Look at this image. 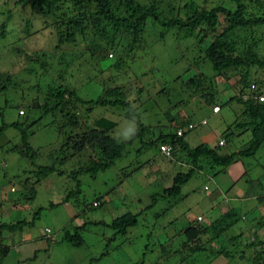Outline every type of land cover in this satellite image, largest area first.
Wrapping results in <instances>:
<instances>
[{"label":"rangeland","instance_id":"obj_1","mask_svg":"<svg viewBox=\"0 0 264 264\" xmlns=\"http://www.w3.org/2000/svg\"><path fill=\"white\" fill-rule=\"evenodd\" d=\"M30 1L0 0V73L12 74L10 79L15 82L0 91V122H19L35 152L32 159L11 151L14 146L23 147L20 130H0V222L10 225L25 221L12 231L0 230V244L7 248L0 264H264V243H258L264 241V142L254 154L236 158L223 168L213 165L208 157L199 159V169L180 185L178 194H163L174 175L191 165L178 144L174 160L160 152L163 142L159 136L175 131L178 115L188 116L180 128L188 122L195 125L183 137L190 148L208 139H215L207 143L213 146L228 130L226 124L235 113L238 116L230 123L229 138L236 143L228 140L227 145L243 150L252 138L250 131L235 128L244 120L241 109L231 107V112L224 106V113L216 116L212 107L201 101L200 92L187 83L199 72L208 77L215 72L203 55L206 43H198L194 35L184 36L175 27L164 29L149 19L139 42L133 45H129L131 36L117 33L113 52L95 47L99 40L89 27L78 30L73 41L60 43L56 40V23L65 18L37 15ZM187 1L160 0L157 11H162L167 21L184 18L190 14L189 8H183ZM193 1L206 9L235 6L231 0ZM242 2L248 13L264 15V0ZM22 19L34 21L30 33L40 31L32 38H19L30 35L21 29ZM248 35L250 40L260 39L255 50L263 57L264 24L247 29ZM16 47L28 54L37 51L41 59L31 62L24 53L16 55L11 51ZM61 55L69 60L64 83L78 97L95 100L107 90L120 87L128 96L132 116H127L129 109L124 106H95L84 114L81 128L70 133L60 114L32 107L36 98L41 101L47 85L58 82L55 75L63 65L56 63ZM41 60L44 67L48 63L46 71L41 70ZM114 62L119 64L115 67ZM242 71L227 69L214 82L219 90L231 84L235 91ZM249 71L248 79H264V71L256 66L251 65ZM103 118L105 123H114L108 130L114 139L122 142L132 133V140L110 166L92 174L85 167L98 154L93 155L89 148L75 152L68 137L87 125H100L98 120ZM204 118L207 124H201ZM238 136L244 138L243 142ZM228 146L219 147L218 152L231 150ZM49 165L54 171L36 182L34 171ZM250 184L254 190L247 192ZM240 189L245 193L239 194ZM258 195L263 197L256 198ZM229 210L235 219L223 226ZM125 212L137 214L136 224L114 235L109 224ZM198 216L206 231L190 246L197 244L202 249L189 252L188 246L181 245L185 241L183 227L197 221ZM74 231L83 240L78 246L62 238L64 232ZM252 242L255 245H250ZM219 250L227 255L214 254Z\"/></svg>","mask_w":264,"mask_h":264},{"label":"trees","instance_id":"obj_2","mask_svg":"<svg viewBox=\"0 0 264 264\" xmlns=\"http://www.w3.org/2000/svg\"><path fill=\"white\" fill-rule=\"evenodd\" d=\"M144 1L145 0H141V2L140 0H31L29 5L37 15L44 14L45 16L54 17L55 19L56 17L65 18V20L63 19L59 23H56V40L60 43L73 41L75 33L78 30L82 31L85 27H89L99 40L95 47L98 48V50L113 52L117 44L115 42L117 33H126L131 36L129 45H133L139 42L143 26L148 19L150 22L153 21L162 25L164 29L175 27L177 31H183L184 36L194 35L198 43H206V46L203 48V55L205 59L210 61L215 72L209 77L199 72L197 76L189 78L187 83L200 92V99L207 107H219V110L215 113L220 112V110L224 111V106L241 109V115H244V120L238 121L235 124V128L240 127L242 129H249L252 138L248 141L249 145L246 146L245 149H240L238 151L230 152L227 150L218 152L219 146L217 145V141L213 143V146H208L207 142H203L190 148L188 144L183 141V137L191 129L184 132L181 136L176 135V130L180 128L179 126L181 124L186 122L188 116L183 113L182 116L178 115L177 118H179V121H177L178 126L175 128V131L159 136L162 142H170L173 148L178 144V147L185 151V155L188 156L191 163L186 171L178 172L174 175L172 185L163 192L164 195L178 194L180 185L189 179L194 170L199 169V159L208 157L213 165L223 168L230 165L236 158L254 154L257 148L264 142V111L262 106L250 97L246 100H243L241 97L242 94L248 92L250 83L256 84L259 89L264 91L263 77H255L253 80L248 79L249 76H251V74H249L251 65L256 66L260 71H264V56L259 57L255 50L260 39L251 38L250 40L249 35L247 36V29L254 25L264 24V15L256 16L252 13H248L246 11V4L243 3L242 0H231L235 3L233 9L221 5L206 9L205 7H199L193 0H188L183 8H189L190 14L186 15L184 18H171L167 21L165 17V19L162 17V11H157V8H161L160 4L157 6L160 0ZM90 6H93V8L90 9ZM170 11L172 12V9H169L168 12ZM22 20L23 27L21 29L27 31L26 34L30 35L26 37H21L19 35V38H32L39 29L34 33H30L28 29L33 27L34 21L29 19ZM3 27L4 22L1 24L2 34L4 33ZM240 34L241 36H239ZM31 46H33V44ZM19 48L20 47L11 48V51L15 52L14 54L16 55L19 52L26 54L28 60L31 62H37L38 59H41L37 55V51L28 54L24 49ZM236 51L238 53L232 55V52ZM42 55L44 56L43 53ZM90 56L94 57L92 52ZM62 58L65 57L61 55L56 63L58 66L59 64L63 65L58 68L57 74L55 75V77L58 75V82L55 81V83L47 85L41 101L38 102L36 98V101H32L30 104L32 107L36 106L42 109L44 113L52 111L53 114H60L63 125L69 129L70 133L71 131L81 128L85 117L84 114L90 112L95 106H124L129 109L126 113L127 116H132L133 110L130 107L128 96L120 87L107 90L103 96L95 100H82L78 97L75 90L64 83L65 71H67L66 69L69 66V60ZM61 59L62 61H60ZM42 62L41 60V70L46 71L45 67L48 63L44 67V62ZM118 64V62H114L112 65L116 67ZM231 68H239L240 71L243 70L241 72L242 76L240 77V81H238L240 84H236L237 90H232L231 84H224L226 88L219 90L218 86H216L217 84L214 82L215 77L223 76L224 72ZM10 75L12 74L8 72L0 73V91L8 86H12V83H15L10 79ZM3 76H6L4 80H2ZM204 81H206L208 85H205ZM224 92L227 93L224 95ZM223 96L225 99L221 101L220 98ZM232 102L234 103L232 104ZM235 115L238 116L237 113H235ZM1 116L0 113V118ZM182 117L185 118V120ZM168 118L172 121L173 116L171 117L169 115ZM204 119H206L205 124H207V118ZM104 121V118L98 120L100 125H87V127L84 128L85 130L74 133L73 135L70 134L68 137V140L73 142V149L75 152H80L89 148L93 155H96V153L98 154V157H93L91 165L85 167L86 171L92 174L110 166L114 159L120 156L122 149L132 140V133L128 140L119 142L114 139L108 132L114 123H105ZM189 123L191 122L187 124ZM19 125V122L5 123L1 121L0 130L9 127L20 130L23 147L18 149L14 146L10 150H14V152L22 156H29L34 159L35 152L26 142L27 133L21 130ZM226 126L229 128L227 131H224L221 136L224 141H228L230 139L229 136H231L230 124H226ZM58 129H60V127H58ZM52 171H54L52 165L38 167V169L34 171L37 175L36 182ZM226 214L228 219L223 226L231 224L235 219L232 218L233 212L231 210L227 211ZM136 215L137 214L125 212L113 218L109 224L114 230L113 234H123L127 227L135 225L137 221ZM21 223H25V221L19 220L10 225L0 222V230L7 228L12 231L14 227H22ZM203 226L204 225L198 221L188 222L186 226L183 227L185 241L181 243L182 247L188 246L189 252L201 250L202 246L196 244L193 246L194 248H192L190 245H192L201 234L205 233L206 227ZM62 238L67 242L75 244V246L83 242L77 231H74V234L64 232ZM258 243L263 244L264 241H258ZM250 245H255V242H252ZM6 252L7 248L0 244V256L4 257ZM106 253L107 252H104L102 255ZM221 253L227 255V252L223 250H219L214 254Z\"/></svg>","mask_w":264,"mask_h":264},{"label":"built area","instance_id":"obj_3","mask_svg":"<svg viewBox=\"0 0 264 264\" xmlns=\"http://www.w3.org/2000/svg\"><path fill=\"white\" fill-rule=\"evenodd\" d=\"M248 92L246 94H242L241 97L243 100H246L248 97H250L251 99L257 101L263 108V111H264V91L259 89L256 84L254 83H250L249 86H248ZM219 110V107L218 106H213L212 107V112H217ZM202 124H205L206 123V119H202L201 121ZM194 124L192 123H189L187 124L186 126H183L182 128H178L176 130V135L177 136H181L184 132H186L187 130H190L192 128H194ZM224 144V139L223 138H220L218 140V145H223ZM160 150H161V153L167 157H170L172 155V150H173V147L170 143H164L161 145L160 147ZM197 221L201 220L202 217L201 216H198L197 217ZM48 231V229H46V232Z\"/></svg>","mask_w":264,"mask_h":264},{"label":"crops","instance_id":"obj_4","mask_svg":"<svg viewBox=\"0 0 264 264\" xmlns=\"http://www.w3.org/2000/svg\"><path fill=\"white\" fill-rule=\"evenodd\" d=\"M229 110H230L231 112H233V110H232L231 107H229ZM221 111H222V110H220V112H218V113H215L214 115H216V116H217V115L220 116V114L222 115V114L224 113V111H222V112H221ZM232 118H233V116H232ZM234 119L236 120V115H234ZM234 119H232V120H234ZM232 120L229 121V124L231 123ZM207 123H208V122H207ZM224 128H226V127H224ZM228 128H229V127H228ZM223 130H224V129H223ZM247 131H249V130L245 129V132H247ZM230 132H231V131H230ZM244 136H245V134H244ZM220 137H221V136H220ZM237 139H240V141L243 142V139H244V138H240V136H238ZM230 140H231V141H230ZM212 141H215V139H211V140L208 139V140H205V142H207V143L212 142ZM229 142H231V143H232V142L236 143V141H235V140H232L231 138L229 139ZM213 143H215V142H213ZM210 146H211V145H210ZM224 146H228V145H227V141H225V144H224L223 146H221V147H224ZM234 146H235V145H234ZM228 147H231V146L229 145ZM228 151L231 152V151H238V150H234V148L231 147V150H228ZM255 184H256V183H255ZM256 185H258V184H256ZM258 186H259V185H258ZM249 190H251V191L254 190L252 184H250L249 186H247V192H248ZM259 190H260V187H259ZM243 193H245V192H244L243 190L240 189V190H239V194H243ZM255 194H256V193H255ZM260 197H263V196H262V195H258V196H256V198H260Z\"/></svg>","mask_w":264,"mask_h":264},{"label":"clouds","instance_id":"obj_5","mask_svg":"<svg viewBox=\"0 0 264 264\" xmlns=\"http://www.w3.org/2000/svg\"><path fill=\"white\" fill-rule=\"evenodd\" d=\"M211 111H212V108H211ZM212 113H214V112H212ZM219 139H220V138H219ZM219 139H218V140H219ZM218 140H217V145H218ZM164 143H170V142H163V144H164ZM170 144H171V143H170ZM224 144H225V141H224ZM224 144H223V145H224ZM171 145H172V144H171ZM223 145H218V146L221 147V146H223ZM172 147H173V145H172ZM160 152H161V150H160ZM173 152H174V148H173V150H172V155H171L170 157H167V156L163 155L162 153H161V154H162L163 156H165V157L171 159V160H174V154H173Z\"/></svg>","mask_w":264,"mask_h":264}]
</instances>
